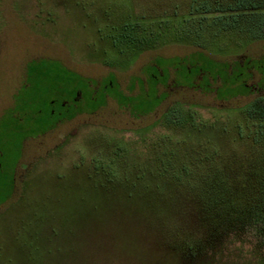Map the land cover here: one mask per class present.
Here are the masks:
<instances>
[{
	"label": "rangeland",
	"instance_id": "obj_1",
	"mask_svg": "<svg viewBox=\"0 0 264 264\" xmlns=\"http://www.w3.org/2000/svg\"><path fill=\"white\" fill-rule=\"evenodd\" d=\"M197 1L0 0V264H264L252 230L197 238L264 206V39L191 45Z\"/></svg>",
	"mask_w": 264,
	"mask_h": 264
},
{
	"label": "trees",
	"instance_id": "obj_2",
	"mask_svg": "<svg viewBox=\"0 0 264 264\" xmlns=\"http://www.w3.org/2000/svg\"><path fill=\"white\" fill-rule=\"evenodd\" d=\"M132 19L134 20H129L122 26V38L125 39L127 43L143 46L145 44L149 45L151 41L153 42L154 39L157 40L159 38L160 33L158 30L157 32L159 34L157 35L152 31L142 32L145 30L143 28L144 22L135 20L136 18L134 17ZM252 20H258L257 24H259V26L257 25L256 30L251 28ZM168 21L169 19H163L155 24L159 28H162V25L167 27ZM152 22L153 21H149V23ZM176 22L179 25L175 26L180 30V34L183 38L187 39L191 45H195L199 48H207L221 43L230 44L236 42L238 44H247L257 40H263L264 0H199L196 5L189 10L188 14H183L182 18ZM227 68L228 67L225 68L226 75L229 73ZM111 85L112 83L109 84V86ZM79 91V89H75V92L78 93L77 99L81 97ZM28 94V97L25 98L26 102L34 98L31 92ZM90 95L91 96L88 97L89 100L94 97L93 93ZM233 96L235 95H231V97ZM64 103L67 104V102ZM246 110L251 116L264 118V97H256L247 105ZM50 114L51 113H49V115ZM73 114L67 116V118L73 116ZM53 126L51 125L44 131L37 132L27 137L38 136L46 130L51 129ZM260 202L261 201H257L252 204L238 202L237 206L229 205L227 208H222V213L218 214V219L214 217L215 223L213 224V228L202 231V233L197 236L203 244L202 248L206 252L204 256L212 257L218 255L222 245L229 237H238L240 234L252 230L256 237L255 248L260 252L262 261L264 262V206L260 205ZM239 203L241 205H239ZM218 239H221L222 245L219 244L220 240ZM181 254L183 256L182 252Z\"/></svg>",
	"mask_w": 264,
	"mask_h": 264
},
{
	"label": "flooded vegetation",
	"instance_id": "obj_3",
	"mask_svg": "<svg viewBox=\"0 0 264 264\" xmlns=\"http://www.w3.org/2000/svg\"><path fill=\"white\" fill-rule=\"evenodd\" d=\"M259 58H260V57H259ZM259 58L254 59V60H258ZM251 60H253V59H245L243 62H239L238 65H239L240 67H244L245 65H247V67H249V62H250Z\"/></svg>",
	"mask_w": 264,
	"mask_h": 264
}]
</instances>
